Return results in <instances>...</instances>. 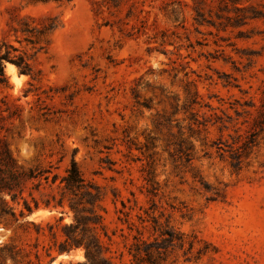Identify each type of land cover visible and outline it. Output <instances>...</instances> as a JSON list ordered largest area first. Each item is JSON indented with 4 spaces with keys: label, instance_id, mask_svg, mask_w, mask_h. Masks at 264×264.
I'll list each match as a JSON object with an SVG mask.
<instances>
[{
    "label": "rangeland",
    "instance_id": "obj_1",
    "mask_svg": "<svg viewBox=\"0 0 264 264\" xmlns=\"http://www.w3.org/2000/svg\"><path fill=\"white\" fill-rule=\"evenodd\" d=\"M204 1L210 7L200 6L198 17L194 0H128L120 7L113 0H0L1 50L11 59L25 56L35 77L3 61L11 88H0V99L19 97L23 106L21 121L6 122L9 149L21 163L52 165L61 174L74 152L83 178L102 194L96 211L110 239L98 232L115 264H131L135 237H157L154 221L184 242L163 264H264V134L240 171L225 151L236 139L232 125L243 120L230 103L257 102L264 92V22L229 26L225 16L233 13L217 16L218 0ZM48 19L58 27L36 44L19 31ZM195 91L202 106L232 117L228 130L210 123L188 130L182 107ZM174 105L179 110L172 114ZM165 118L170 130L156 128ZM218 139L223 150L213 145ZM9 205L18 215L19 207ZM72 222L67 207L17 220L0 216V244L28 255L17 264H36V252L40 264L81 262L82 248L57 253L63 225ZM77 254L83 259H72Z\"/></svg>",
    "mask_w": 264,
    "mask_h": 264
},
{
    "label": "trees",
    "instance_id": "obj_2",
    "mask_svg": "<svg viewBox=\"0 0 264 264\" xmlns=\"http://www.w3.org/2000/svg\"><path fill=\"white\" fill-rule=\"evenodd\" d=\"M26 1L28 4H37L61 0ZM65 1L69 2L70 0ZM127 1L113 0V6L120 7L123 2ZM194 5L193 9L198 17L203 15L200 6L210 7L204 0H194ZM217 8V13H219L217 16L222 13H233L234 16H225V20L233 21L228 24L229 26H245L250 21L263 20L264 22L263 0H218ZM57 27L58 25L53 20L48 19L41 28H30L25 24L19 31L29 35L30 43L36 44L41 37ZM17 31L15 30V32ZM3 46L6 44L0 41V88H11L3 71L4 60L13 63L19 74L28 75L34 80L33 68L25 56L18 55L15 56V59H11L9 51L2 52ZM29 85L31 86L32 83L29 82ZM29 93L30 90H25L23 96L27 97ZM187 95L188 100L182 110L184 114L188 115L189 124L187 127L189 131H199L200 127L205 129L208 123L217 126L220 133L229 129V124L233 122V119L226 110L220 109L221 115H219L210 104L202 106L199 103L196 91L188 92ZM18 101L19 97L11 95H5L0 99V216L9 215L17 220V216L24 217L37 210H56L63 213L67 207L73 214V222L63 225L64 241L58 244L57 253L69 254L76 248H82L84 261L67 264H115L108 255L109 248L103 243L98 232L102 231L103 235L109 238L103 218L96 211L102 194L98 186L83 178L75 161L74 152L64 173L61 174L55 170L58 167L53 168L52 165L40 167L21 163L10 151L7 136L10 135L11 128L6 125V122L14 119L21 121L23 106ZM196 106L208 108L211 114L207 117L200 114V110L196 109ZM229 109L233 110L236 116L243 117L241 122H235L232 125L236 139L230 145H225V147H229L225 151L229 152L231 167L234 171H240L243 159L257 144V137L264 134V92L257 102L253 98L243 102L235 100L234 103H230ZM178 110V106L174 105L172 114L177 113ZM164 121V123L156 122L155 127L164 126L170 130L169 118H165ZM238 124L245 127L244 133L240 132ZM178 132L181 133V128ZM221 144H223L221 139L213 143L218 150H223ZM179 152H182V148H179ZM184 159L187 162L191 160L188 152L184 153ZM25 193L28 198L25 197ZM35 193L38 194V198L35 197ZM7 197L9 200L6 199ZM9 201L19 207L18 215H16L15 208L9 205ZM121 204L124 206V203ZM58 220L61 221L62 218ZM153 231L158 235L152 241L134 238V242L128 247L131 264H163L170 249L176 245L183 246L182 235L176 233L168 224L161 226L154 221ZM15 248L16 246L0 244V264H6L8 259L13 264H17L20 262L19 257L28 258V255L20 256V252ZM34 257L37 261L36 264H40V255L36 252ZM26 264L34 263L29 259Z\"/></svg>",
    "mask_w": 264,
    "mask_h": 264
},
{
    "label": "clouds",
    "instance_id": "obj_3",
    "mask_svg": "<svg viewBox=\"0 0 264 264\" xmlns=\"http://www.w3.org/2000/svg\"><path fill=\"white\" fill-rule=\"evenodd\" d=\"M9 71H13L12 69H9ZM60 259L62 260H66V259H69L68 257H61ZM72 259H83L82 256H80L79 254H77L76 256L72 257Z\"/></svg>",
    "mask_w": 264,
    "mask_h": 264
},
{
    "label": "bare ground",
    "instance_id": "obj_4",
    "mask_svg": "<svg viewBox=\"0 0 264 264\" xmlns=\"http://www.w3.org/2000/svg\"><path fill=\"white\" fill-rule=\"evenodd\" d=\"M12 69L13 71H11V73L13 74V76H16V73L14 71V68L12 67V65H8V70Z\"/></svg>",
    "mask_w": 264,
    "mask_h": 264
}]
</instances>
